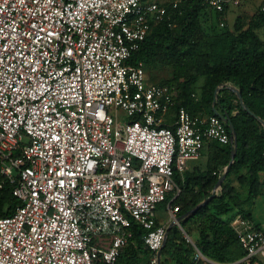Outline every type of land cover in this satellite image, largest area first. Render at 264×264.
Masks as SVG:
<instances>
[{
  "label": "built area",
  "instance_id": "1",
  "mask_svg": "<svg viewBox=\"0 0 264 264\" xmlns=\"http://www.w3.org/2000/svg\"><path fill=\"white\" fill-rule=\"evenodd\" d=\"M201 1L223 13L244 0ZM166 15L155 0H0V175L20 202L0 218V264H117L133 221L148 264H162L170 223L157 210L170 195L180 225L175 169L209 142L232 143L218 116L180 107L165 124L176 88L148 84L144 64H131ZM231 226L243 264L264 259V225Z\"/></svg>",
  "mask_w": 264,
  "mask_h": 264
},
{
  "label": "trees",
  "instance_id": "2",
  "mask_svg": "<svg viewBox=\"0 0 264 264\" xmlns=\"http://www.w3.org/2000/svg\"><path fill=\"white\" fill-rule=\"evenodd\" d=\"M175 2L157 1L167 9V15L163 21L151 23V31L132 57L131 64L171 67L172 78L160 84L177 90L170 114H175L180 107L195 117L218 116L216 111L226 113L237 133L238 152L216 197L206 207L186 217L212 195L227 172L233 143L227 146L213 141L207 143L209 161L202 173L182 174L175 169V181L182 193L172 206L179 207L178 216L184 219L180 222L182 229L174 226L168 232L162 264H202L204 260L196 259L197 251L216 263L234 264L245 258L246 251L230 222L237 212L249 218L243 207L260 193L264 126L242 108L231 89L241 91L247 108L264 121L263 3L252 16L239 14L230 29L222 19L227 18L233 8L217 13L201 0H179L176 8ZM214 18L219 19L218 29ZM206 24L210 30L206 29ZM201 78L204 83L198 86ZM218 88L220 91L215 96ZM227 130L231 135L228 126ZM19 155L17 152L16 156ZM234 178L242 190L232 186ZM2 182L0 218L12 216L20 204L13 194L14 186L0 175ZM172 199V195L167 198V206ZM130 231L132 237L117 264H142L143 258L151 257L144 241L146 231L134 221Z\"/></svg>",
  "mask_w": 264,
  "mask_h": 264
},
{
  "label": "rangeland",
  "instance_id": "3",
  "mask_svg": "<svg viewBox=\"0 0 264 264\" xmlns=\"http://www.w3.org/2000/svg\"><path fill=\"white\" fill-rule=\"evenodd\" d=\"M157 1L159 2V0ZM174 1H177V0H173V2ZM170 2H166V3H170ZM262 3H263L262 0H244L241 7H236V8L231 9V11L227 14V18L222 19V22L228 25L227 27L232 29L234 26L235 20L239 14L244 15V16L246 15L252 16L259 10L260 5ZM214 19H215L214 24L218 29V24H220L219 19H216V18ZM206 27H207L206 29L210 30L207 24H206ZM261 34H262V37L264 38V30L261 32ZM144 67L146 71V78H147L148 84H161L162 82L172 78L173 76V71L171 67H163L161 65H155L152 68L144 65ZM203 83H204V78H201L198 86H202ZM125 120L126 119H125L124 114L120 113V123L123 124ZM260 182H261V188H260L259 195L256 198H253L250 202H248L244 206L245 211L251 213L253 219L257 223L264 222V173L260 175ZM232 185L237 187V189L242 190L236 178L232 180ZM167 207H168L167 202H164L158 206V210H157L158 219L163 224H167V223L171 224L170 216L167 212ZM178 227L181 228V225H178ZM109 246H110V240H107L105 248H108ZM148 262H149V259L147 257L142 259V264H147Z\"/></svg>",
  "mask_w": 264,
  "mask_h": 264
},
{
  "label": "water",
  "instance_id": "4",
  "mask_svg": "<svg viewBox=\"0 0 264 264\" xmlns=\"http://www.w3.org/2000/svg\"><path fill=\"white\" fill-rule=\"evenodd\" d=\"M231 90L237 94L238 101H239L240 105L242 106V108H243L244 110H246L248 113H250L253 117H255V118H256V119H257V120H258V121L264 126V121L261 120L260 118H258V117H257L253 112H251V111L249 110V108H247V106L244 104L241 91H239V90H237V89H234V88H232ZM219 91H220V88H218V89L216 90V92H215V96L218 95V92H219ZM216 114H217V115L223 120V122L229 127V130H230V132H231L232 143H233V150H232L231 162H230V164H229V166H228V168H227V172H226V174L223 175V177L218 181L217 185L215 186V189H214L212 195H211L208 199H206V200L200 205V207H199L198 209H195V210L190 211V212L187 213L184 217L189 216V215H191V214H194V213L197 212L199 209H202V208L206 207V206L211 202V200H212L213 198L216 197V192H217L218 188L220 187V185H221V184L224 182V180L226 179V177H227V173H228L229 169L231 168V166L233 165V162H234V160H235L236 154H237V152H238V139H237V133H236V131H235V127H234V125H233V123H232V121H231V118H230L226 113L221 114L220 112L216 111ZM184 217H178V222L180 223V222L184 219ZM174 226H176V224H175V223H171L170 226H169V228H168V232H169V230H170L172 227H174ZM168 232H167V237H168ZM166 241H167V238H166ZM166 241H165V243H164V246L166 245ZM159 259H160V261L162 262V250L159 252Z\"/></svg>",
  "mask_w": 264,
  "mask_h": 264
},
{
  "label": "crops",
  "instance_id": "5",
  "mask_svg": "<svg viewBox=\"0 0 264 264\" xmlns=\"http://www.w3.org/2000/svg\"><path fill=\"white\" fill-rule=\"evenodd\" d=\"M155 1H157V0H155ZM170 1L173 2V0H159V2H162V3H166V2H170ZM150 85H158V84H150ZM218 112L223 114L221 111H218ZM174 115L175 114H169V115L165 116L164 117V120H165L164 123L165 124H171L174 121ZM203 117H206V116H203ZM208 161H209V147H208V144H207L205 146L204 150L202 151L201 157L199 159H197V160L190 161L188 163L187 167L185 168V170L182 172V174H184L185 172L192 173V174L193 173H197V174L202 173V172H204L206 170ZM262 173H264V172H262ZM262 173L259 174V179H260V175ZM232 186H234V185H232ZM243 210L245 211L244 207H243ZM245 212L247 214H249V218H244L240 213L237 212V213L233 214V216L231 218V222H233L238 217H243L246 222H250L256 227H258V226L261 227V226L264 225V222H261V223L255 222V220L252 217V214L247 212V211H245ZM231 222H230V224H231ZM159 223L163 224L162 222H160V220H159ZM202 260H204V262L202 264H219V263H216L214 261H211V260L205 258L204 256L202 257ZM243 260L244 259H241L240 261H238V262H236L234 264H243ZM253 264H264V259L263 258H256V259H254Z\"/></svg>",
  "mask_w": 264,
  "mask_h": 264
}]
</instances>
